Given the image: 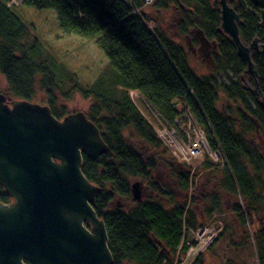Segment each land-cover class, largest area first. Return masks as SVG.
<instances>
[{
  "label": "trees",
  "instance_id": "trees-1",
  "mask_svg": "<svg viewBox=\"0 0 264 264\" xmlns=\"http://www.w3.org/2000/svg\"><path fill=\"white\" fill-rule=\"evenodd\" d=\"M217 1L155 0L142 20L122 0H24V6L54 11L63 33L94 39L106 58L91 83L75 81L65 91L75 75L32 34L31 24L15 4L0 0V73L5 94L32 102L41 90L45 105L58 119L66 115L58 101L71 98V89L90 101L85 114L108 151L94 159L83 154L81 171L99 188L93 208L105 224L112 264H171L179 252L188 250L190 230L202 226L213 212L236 218L241 227L258 225L253 238L258 264H264V109L253 94L256 90L264 98V65L252 52L256 80L245 74V63L220 29ZM245 2L244 10L230 5L241 18V41L248 45L258 38L264 44L259 10L250 0ZM150 20L155 21L153 30L146 25ZM173 32L185 39L192 32L202 34L214 62L208 74L196 76L191 71L184 46L169 35ZM221 75L227 84L220 81ZM55 89L62 93L57 95ZM130 90L138 91L175 130L189 110L209 146L222 151L226 165L205 161L199 170L205 180L190 199L191 179L184 168L176 173L162 162L171 166L172 183L155 181L158 160L166 162L162 154L167 148L131 100ZM178 102L184 105L179 107ZM131 179L145 181L149 195L133 200ZM10 202L0 186V204ZM226 212L229 215H222ZM191 264L203 260L199 256Z\"/></svg>",
  "mask_w": 264,
  "mask_h": 264
},
{
  "label": "water",
  "instance_id": "water-1",
  "mask_svg": "<svg viewBox=\"0 0 264 264\" xmlns=\"http://www.w3.org/2000/svg\"><path fill=\"white\" fill-rule=\"evenodd\" d=\"M250 2L264 23V0ZM218 5L221 31L256 80L251 53L264 65V44L255 38L244 45L239 13L228 0ZM253 94L264 109V98ZM11 100L0 92V186L12 199L0 204V264H112L105 224L93 208L99 188L81 171L83 154L94 159L108 151L97 126L82 111L60 120L47 105ZM130 188L140 201L141 182Z\"/></svg>",
  "mask_w": 264,
  "mask_h": 264
},
{
  "label": "rangeland",
  "instance_id": "rangeland-1",
  "mask_svg": "<svg viewBox=\"0 0 264 264\" xmlns=\"http://www.w3.org/2000/svg\"><path fill=\"white\" fill-rule=\"evenodd\" d=\"M11 3L15 4L16 10L18 11L19 15L25 18L28 23L31 24L32 28H30V30L32 34L36 35L43 42H45V46L49 48L48 51L52 53L51 50L53 49L55 51V57L59 61H62L68 67V69L71 71V74L75 75V78H73L72 81H69V83L65 85V91L70 90V87L72 86L71 84L75 81L83 85H86V83H91L94 78L101 72L107 61L102 50L96 45L94 39H86L79 37L78 35L63 33L58 27L56 14L52 10H38L35 7L24 6V0H11ZM228 3L231 6L234 5V7L242 9L238 6L236 1L228 0ZM150 8L151 6L144 9L143 12L145 13L150 11ZM140 18L144 20L143 13L141 14ZM146 25L150 30H153V28L155 27V21H146ZM196 34H194V32L191 33L188 46V38H178L174 32L172 34L169 33V35H172L174 38H176L177 42L184 46L187 55V63L191 71L196 76H204L211 71L214 62L213 58H211V48L209 49L208 58H204L198 53L199 41ZM192 49L195 50L194 53L192 52ZM247 75L250 76V74ZM228 76H231V74H228ZM37 79L41 80L42 75L39 74L37 76ZM220 81L224 84H227V80L224 75L220 76ZM42 85L44 87H47L44 79L42 80ZM54 91L57 95L59 93H62L61 91H57V89H55ZM0 92L7 97V102L8 104H10L12 98L10 99L5 94L6 82L1 73ZM69 94H71V98L58 101V104L64 107L65 113L69 114L78 111L86 112L90 105L89 99L84 98L79 92L73 93L72 89ZM221 98L223 99V96H221ZM43 99V92L39 90L37 91L32 102L45 105L46 102L43 101ZM183 105L184 103L178 102L179 107H182ZM62 117L63 116H60L59 119L61 120ZM172 136L174 137L173 140L177 138V134L175 133ZM164 147L161 149H164ZM199 148H202V152L200 154L190 153L189 147L180 148L178 146H174V152L177 157L183 160H192L193 164H198V162H201V160L203 159V155H209L203 145H199ZM162 156L163 160H165L166 162L158 160V168L154 173L156 176L155 181H158L161 184H171L174 177V175H172L171 173V166L174 168L176 173L179 172L181 168H178L175 162L174 164L171 163V156L169 155V152H167V150L162 154ZM212 156H214L213 151ZM162 162L170 164L171 166H165ZM202 166L203 165H199L193 171L191 170L192 167H187L190 172L189 176L191 177V188L194 187V182L196 181V184L198 185L196 188L197 192L200 188V184L205 180L204 177L201 176V172H199ZM184 169L187 170L186 168ZM135 181L141 182L142 198L148 196L149 192L146 190L147 183L138 179H131L130 185ZM115 203L119 204L121 202L119 201V199H115ZM222 215H229V212L222 213ZM229 224L230 227L225 231V233H218L215 239L212 242L208 243L205 249L201 250V247H198V249L202 252H199L198 254H196L194 251L187 253L188 250H186L184 254L179 252L180 257L176 255L175 260H173L171 264H175V262L177 264H191L199 256L203 260V264H258L256 242L253 238L254 232L258 227L257 224L250 225V227L246 224L245 227H241L236 218L232 216H221L220 214L213 212L208 217L205 216L202 226L194 228L193 231L203 227L209 228L211 226H213L217 230H222L223 227L228 226ZM241 234H243V236H241Z\"/></svg>",
  "mask_w": 264,
  "mask_h": 264
},
{
  "label": "built area",
  "instance_id": "built-area-1",
  "mask_svg": "<svg viewBox=\"0 0 264 264\" xmlns=\"http://www.w3.org/2000/svg\"><path fill=\"white\" fill-rule=\"evenodd\" d=\"M122 2L135 15L141 17L143 10L148 8L149 6H152L155 0H122ZM140 3L141 6H138V4ZM129 96L133 101V103L144 115V117L149 122V124L152 126L158 138L167 148L169 155L174 161L186 166V168L192 167L191 169L192 171L199 165L204 164L205 161L207 160L211 161V163L214 164L226 165V160L222 151L219 148L213 150L209 146V144H207L206 134L204 130L199 125L196 124L193 115L189 110H186V113L183 114L184 119L182 120V123L178 126V130H175L174 128L169 127L157 113H154L151 110V108L142 99L138 91L130 90ZM174 133L177 134V138L175 140H173L174 137L172 136L174 135ZM199 145H203L206 148L209 155L207 154L203 155V159L201 160V162H198V164H193L192 160H183L177 157V155L174 152V146H178L180 148L189 147L190 153L200 154L202 152V148H199ZM212 151L214 153V156H212ZM196 188H197V184L195 181L194 187L191 188V185L189 187V191H188L189 196H191L194 193ZM190 231H191L189 234L190 241L189 240L187 241V245L189 247L187 253L194 251L196 254H198L199 252H202L201 250L205 249L208 243L212 242L215 239L217 234L220 233L221 229L217 230L216 228L211 226L209 228L203 227L195 231L193 230ZM199 246L201 247V250L198 249ZM175 264L177 263L175 262Z\"/></svg>",
  "mask_w": 264,
  "mask_h": 264
},
{
  "label": "flooded vegetation",
  "instance_id": "flooded-vegetation-1",
  "mask_svg": "<svg viewBox=\"0 0 264 264\" xmlns=\"http://www.w3.org/2000/svg\"><path fill=\"white\" fill-rule=\"evenodd\" d=\"M194 34H196V33H194ZM197 36H198V34H196ZM198 53L202 56V57H204V58H208L209 57V49L211 48L210 47V44H208V43H204V42H200V40H199V36H198ZM189 42V38H188V40H187V43ZM188 46H189V43H188ZM190 48H191V46H190ZM197 51V50H196ZM192 52L194 53L195 52V50H193L192 49ZM210 52H211V49H210ZM255 53V52H254ZM173 164V163H172ZM177 166L179 167V168H181V167H183V165H181V164H178L177 163Z\"/></svg>",
  "mask_w": 264,
  "mask_h": 264
},
{
  "label": "crops",
  "instance_id": "crops-1",
  "mask_svg": "<svg viewBox=\"0 0 264 264\" xmlns=\"http://www.w3.org/2000/svg\"><path fill=\"white\" fill-rule=\"evenodd\" d=\"M208 172V171H207Z\"/></svg>",
  "mask_w": 264,
  "mask_h": 264
}]
</instances>
